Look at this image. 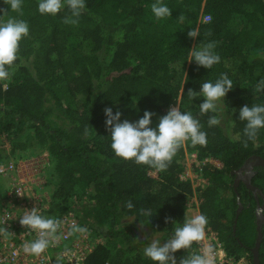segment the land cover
<instances>
[{"label":"trees","instance_id":"1","mask_svg":"<svg viewBox=\"0 0 264 264\" xmlns=\"http://www.w3.org/2000/svg\"><path fill=\"white\" fill-rule=\"evenodd\" d=\"M39 2L22 0L21 15L0 0V10L7 12L0 11V20L16 18L29 25L28 37L20 42L18 68L10 80L0 81V136L10 142L7 149L0 140V162L36 143L52 162L45 185L50 190L49 183H54L53 203L66 209L86 192L90 202L80 205L82 218L97 231L104 228L106 235L87 264H154L144 255L135 221L145 220L162 242L170 239L187 218L193 192L190 178L181 177L186 151L195 150L200 160L215 157L220 165L202 160L207 182L197 192L200 213L227 253L245 255L253 264L261 204L264 214V166L253 164L251 169V182L261 192L243 178L234 186V175L257 154L264 156V128L255 141L247 140L246 121L239 119L243 106L264 105V91H256L264 79V0H162L172 14L160 20L151 10L156 0H85L76 25L64 23L71 17L66 4L52 16L38 11ZM169 25L176 26L171 35ZM191 29L199 31L195 39L187 35ZM209 42L220 62L205 69L197 66L191 51ZM221 74H227L233 89L222 108L202 115L204 97L192 100L188 90L199 92L202 83H215ZM176 99L181 112L199 120L207 133L206 146L186 142L162 172L115 155L105 108L119 111L121 122H136L145 111L152 112L150 126L155 128ZM213 115L220 123L209 127ZM166 217L171 218L168 223ZM261 224L258 256L264 264ZM174 255L179 264L188 253Z\"/></svg>","mask_w":264,"mask_h":264},{"label":"clouds","instance_id":"2","mask_svg":"<svg viewBox=\"0 0 264 264\" xmlns=\"http://www.w3.org/2000/svg\"><path fill=\"white\" fill-rule=\"evenodd\" d=\"M10 5L12 11L22 13V0H4ZM65 4L71 11V17H65V24H78V18L86 8L85 0H40L38 11L41 14L55 16ZM151 10L157 20L171 16L172 11L156 0L151 5ZM5 11V10H0ZM5 14L7 12L5 11ZM75 18V19H74ZM210 34V33H209ZM29 35V25L26 21L8 18L6 21L0 20V81L10 80L14 75L20 59V42ZM187 35L195 39L199 36L198 29H191ZM193 60L197 66L211 69L213 65L220 62V56L214 52V44L209 42L200 48L194 47L191 51ZM233 89V83L227 74L213 82L201 84L199 92L188 90L190 99L203 96V103L200 104L201 114L217 111V104L223 100L229 91ZM256 91H264V79L256 85ZM235 111V110H234ZM106 128L111 133V148L115 155L124 161H134L137 165H145L157 171H166L172 163L178 151L190 141L193 146L207 145V133L201 130V124L194 118L191 112H181L178 106L171 107L167 114L159 118L157 127L153 128L152 116L154 113L145 111L142 118L136 122L124 120L121 122V113L117 111L113 114L112 108L104 109ZM239 119L246 121L244 136L247 140L255 141L260 129L264 128V105L243 106L239 110ZM220 120L215 116H210L209 127L219 125ZM247 140L244 146L247 147ZM127 207L133 208L131 201ZM170 217L165 218L168 223ZM23 227H28L37 232V238L23 245L24 252L34 256H40L59 239L58 231L62 226V221L54 217H44L33 208L26 211L20 219ZM208 219L205 215H195L185 218L182 226L174 228L170 239L161 243L157 239L144 248L145 257L154 264H177L175 253L184 250L188 253L186 257L180 259L179 264H213V249L202 246L201 251L193 250V245H201L205 240ZM73 232L84 233L86 229L73 225ZM0 234L9 235V231L0 228Z\"/></svg>","mask_w":264,"mask_h":264},{"label":"built area","instance_id":"3","mask_svg":"<svg viewBox=\"0 0 264 264\" xmlns=\"http://www.w3.org/2000/svg\"><path fill=\"white\" fill-rule=\"evenodd\" d=\"M208 17L209 14L203 15V19ZM202 160L221 164L219 159L212 156H206ZM202 160L198 158L195 150H187L186 166L181 173V177L190 178L193 185V192L189 194L187 201V209H197L198 215L200 209L197 192L207 182L202 174ZM48 163L47 150L39 155L24 158L13 159L10 156L0 162V194L3 198L0 203V228L5 227L10 233L0 234V264H87L88 256L95 245L103 242L96 236V225L83 220L80 206L74 204L62 209L60 205L51 201L50 190L47 187L42 188L47 180L44 173ZM33 208L37 209L39 215L62 221L58 231L59 239L40 256L26 253L23 249L25 243L37 238L36 231L20 224L24 213ZM73 225L86 229V232H73ZM202 246L213 249V264H249V259L245 255L235 257L227 253L217 231L210 227L206 228L205 240L201 245L194 244L193 250L199 252Z\"/></svg>","mask_w":264,"mask_h":264},{"label":"rangeland","instance_id":"4","mask_svg":"<svg viewBox=\"0 0 264 264\" xmlns=\"http://www.w3.org/2000/svg\"><path fill=\"white\" fill-rule=\"evenodd\" d=\"M163 1H166V0H163ZM175 28H176L175 25L174 26L173 25L167 26L166 31H167L168 35H171L175 31ZM178 101H179V99H176L175 100V106H178ZM222 106H223V101H221V102H219L217 104V107L218 108H222ZM1 140L5 141V146L7 147V149H9L10 148V142L8 141L7 137L4 136V135H2ZM16 150H17V152H16L17 154L16 155L9 154V156H12L13 159L39 155L42 151H44V147H42V146H40V145H38V144L35 143L32 146H30L28 149H26L25 151H22V150H19V149H16ZM23 153L26 154V155H23ZM51 163L52 162H51V160L49 158V163L45 167L46 168L45 173H44L45 178L46 177L48 178L49 172L51 173V170H50L51 167H52ZM251 169H252V167H251ZM245 170H246L245 168H242L239 171L240 172H244ZM251 171L253 172V170H251ZM152 174L153 175H156V171L153 170L152 171ZM5 183H6V181H5ZM49 184L51 186V189L50 190H52L54 183L53 182H50ZM44 187H46V185L45 186L42 185V188L43 189H44ZM85 193L86 192H82L80 195H78L77 197H75V201H78L79 202V203L76 202L78 206L81 205V206H84L85 207L90 202L89 199H87V195ZM190 209L188 210V215H190V214H192L193 216L194 215H198L197 209H194V208H190ZM127 219L129 221L133 220L131 217H129ZM135 223H136L135 225L137 227L138 238L145 242V247L147 245H149L152 242L153 239L159 240L158 238L160 236V233L159 232H153L152 230H150L147 227V225H146L147 223H146L145 220L140 219V220L135 221ZM104 230H105L104 228H103V232L102 231L100 232V231H97L96 230V236L100 237L103 241L105 240V237H106V235L104 234ZM159 241L161 243H163L161 240H159Z\"/></svg>","mask_w":264,"mask_h":264},{"label":"water","instance_id":"5","mask_svg":"<svg viewBox=\"0 0 264 264\" xmlns=\"http://www.w3.org/2000/svg\"><path fill=\"white\" fill-rule=\"evenodd\" d=\"M253 164H262L264 166V156L261 154H257L256 159L252 162V165ZM243 167H245L246 170L241 173L239 170ZM240 177L243 178V180L245 181V183L249 187L257 189L258 192H261V189L257 185H255L254 183L251 182V163H247V164L243 163L240 167H238V170L236 171L235 177H234V186H236V184L239 182ZM240 205H242V203H240ZM262 207H263V204L258 206L257 235H256L255 244L253 245V248H252V250H253V255H252L253 264H260L259 256H258V249H259V244H260L261 237H262L261 221H264V214L262 212ZM238 214H239V211L237 212L236 219H237ZM236 219H235V223L233 225V230H235V228H236Z\"/></svg>","mask_w":264,"mask_h":264},{"label":"crops","instance_id":"6","mask_svg":"<svg viewBox=\"0 0 264 264\" xmlns=\"http://www.w3.org/2000/svg\"><path fill=\"white\" fill-rule=\"evenodd\" d=\"M188 210H189V209L186 210L187 218H188L189 216H192V214L188 215ZM190 210H191V209H190Z\"/></svg>","mask_w":264,"mask_h":264},{"label":"flooded vegetation","instance_id":"7","mask_svg":"<svg viewBox=\"0 0 264 264\" xmlns=\"http://www.w3.org/2000/svg\"><path fill=\"white\" fill-rule=\"evenodd\" d=\"M253 165L251 164V167H252ZM243 168H245V167H243ZM242 169V168H241ZM252 172V171H251ZM236 173V172H235ZM242 173V172H241ZM234 177H235V175H234ZM240 178H242V177H240ZM257 190V189H256ZM258 191V190H257ZM256 195H257V193H256ZM262 205V204H261ZM260 206V205H259Z\"/></svg>","mask_w":264,"mask_h":264}]
</instances>
